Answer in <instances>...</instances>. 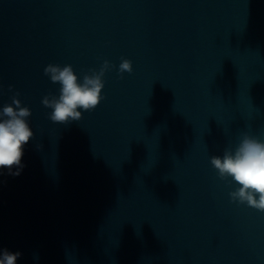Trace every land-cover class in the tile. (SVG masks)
<instances>
[{
    "label": "water",
    "instance_id": "water-1",
    "mask_svg": "<svg viewBox=\"0 0 264 264\" xmlns=\"http://www.w3.org/2000/svg\"><path fill=\"white\" fill-rule=\"evenodd\" d=\"M104 61L99 104L52 122L44 68ZM14 96L33 131L0 169L16 264H264V212L210 163L264 142V0H0V112Z\"/></svg>",
    "mask_w": 264,
    "mask_h": 264
},
{
    "label": "clouds",
    "instance_id": "clouds-1",
    "mask_svg": "<svg viewBox=\"0 0 264 264\" xmlns=\"http://www.w3.org/2000/svg\"><path fill=\"white\" fill-rule=\"evenodd\" d=\"M109 67L108 61H104L98 72L91 70V75L85 74L80 81L70 65H47L45 75L49 76L51 82L60 85L58 98L45 96L42 100L45 107L52 109L49 119L54 123L66 124L80 120V110H93L102 99V77ZM131 71V61L122 58L118 72ZM30 115V110L22 107L15 96L12 104L3 106L0 112V116L4 117L0 119V169H8L10 175H19L24 167L21 163L24 146L33 137L27 122ZM210 163L220 179L230 177L237 185L229 193L232 201L264 212V142L244 134L234 151L226 149L222 157L212 156ZM13 168L16 171L13 172ZM20 255L19 252L4 249L0 251V264H16Z\"/></svg>",
    "mask_w": 264,
    "mask_h": 264
}]
</instances>
